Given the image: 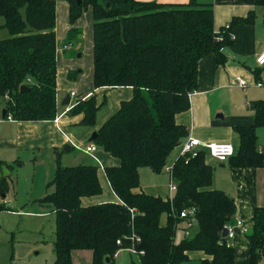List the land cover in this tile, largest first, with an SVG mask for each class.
<instances>
[{
    "label": "trees",
    "instance_id": "obj_1",
    "mask_svg": "<svg viewBox=\"0 0 264 264\" xmlns=\"http://www.w3.org/2000/svg\"><path fill=\"white\" fill-rule=\"evenodd\" d=\"M60 0H0V99L6 116L14 121H51L57 116L56 103V3ZM73 24L83 9L93 16V86L130 87L132 98L97 130L93 142L119 160L104 169L117 203L83 206L81 199L101 194L99 167L95 164L63 166L59 156L48 186L53 190L43 199L55 213V259L52 264H72L73 250L92 252V264H106L120 249L132 244L142 252L138 264H181L187 253L201 252L210 259L201 264H237L235 249L221 236L236 213V205L223 191L208 190L212 168L205 154L178 157L171 177L176 191L171 200L145 193L139 169L160 173L170 153L187 137L186 126L176 116L190 108V95L197 90L198 64L214 54L224 65L222 52L233 42L237 24H251L254 14L233 18L229 29L215 32L213 4L160 3L136 0H64ZM264 6V0H254ZM129 5V9L121 6ZM81 34L72 29L66 39ZM218 37L221 40H218ZM24 86V90L20 88ZM94 96L77 101L70 110L82 114L80 124L96 125L97 112L104 104ZM254 124L234 128L240 147L229 159L232 167H262L264 154L257 150L256 129L264 127V99L249 105ZM0 177V196L8 192ZM5 205L0 203V212ZM193 210L198 231L192 238L175 241L180 213ZM252 230L246 235L247 264L264 260V208H255ZM228 226V225H227ZM133 239V241H132ZM121 240V245L116 241Z\"/></svg>",
    "mask_w": 264,
    "mask_h": 264
},
{
    "label": "crops",
    "instance_id": "obj_2",
    "mask_svg": "<svg viewBox=\"0 0 264 264\" xmlns=\"http://www.w3.org/2000/svg\"><path fill=\"white\" fill-rule=\"evenodd\" d=\"M136 1H156L169 4L189 2V0ZM199 1H208L213 4L215 32H219L226 24H230L233 18H245L250 11L253 12L254 19L251 24L235 25L232 33L233 43L222 50L226 58L224 65L217 64L214 54H209L200 60L197 90L189 97L190 108L188 111L176 116V122L186 126L188 135L181 145L170 153L165 162L163 170L169 175L168 189L160 192L159 188L151 187L147 189L140 183L141 189L145 193L159 196L162 199L171 200L176 191V189L172 190V187L175 186L171 177L172 165L178 157L182 156V146L188 137L198 139L201 142L231 143L236 153L240 147V140L234 128L253 125L254 113L249 105L253 101L264 99V91L259 90L264 87V66L259 67L255 62L258 54L264 49V6H256L254 0ZM121 8L129 9V5L121 6ZM68 9L69 5L66 1H57L56 20L58 12L68 11ZM78 23L79 21L75 24L77 28L80 26ZM71 27L63 21L61 27L59 25L55 27L58 44L56 51L57 116L55 119L51 121H14L6 116L4 103L0 99V171L1 168L7 170L0 177L9 176L10 173L15 171L16 177L19 178L17 175L27 165L32 166L30 171L33 170L31 188L28 190L27 196L21 198V200H17L18 193L9 196V182L8 192L5 197H1L2 201L0 203L5 205V212L15 215L26 214L16 209L18 203L30 204L31 206L36 204L41 209L46 207L45 211L54 215V229L55 213L52 207L41 199L53 190V187L48 186V184L54 176L57 156H59L63 166L85 163L95 164L99 167L97 174L102 192L97 196L82 198L81 203L83 206L119 202L104 171L106 167L118 166L119 160L98 147L90 154L84 150L87 146L93 144L90 140L92 134L96 133L102 124L117 111L120 103L129 101L132 98L130 87L94 88L92 51H90L91 62L88 66L81 64L83 34L81 32L78 38L67 41L66 36ZM58 30H60L59 33ZM73 48L76 49V55ZM74 57L78 61L74 60ZM236 77L244 80L247 86L245 88L239 87L235 81ZM258 83H262V86L258 87ZM71 93H74V96L71 97ZM242 93H244L243 96ZM68 95L71 98V106L75 104V101L84 100L90 96H94L97 103L104 100L105 103L97 112L94 127L89 128L80 124L82 114L72 115L70 111L64 113L68 105H64L63 102ZM231 96H234L237 100L232 110L226 111L224 107L230 103ZM3 111L6 112L5 117L2 115ZM256 136L257 150L259 153L264 154V127L256 129ZM203 152L205 163L212 168V183L207 189L223 191L229 198L233 199L236 205V213L227 225L232 229L237 222H240L247 231L245 234H248L253 226L254 209L264 208V165L248 168L232 167L230 160L220 163L211 157L207 151ZM218 169L224 171L220 170V173H218ZM52 171L53 173H51ZM142 171V168L139 169V178ZM50 176L52 177L49 180ZM35 179L38 181L37 184H35ZM42 182L45 183V188L40 187ZM188 210L191 211L192 209ZM182 219L176 229V232L179 229L182 230L183 236L179 241L189 238L188 231L193 224L197 225V222L192 218ZM239 229L242 230L241 227ZM231 232L233 236L227 238V240L231 241L230 245L235 249V262L237 264H247L249 259L248 242L246 238L244 241L241 238L234 241L233 230ZM232 240L234 243H232ZM127 250L129 254H125L128 253ZM54 259L55 253H53V260L48 264H52ZM204 259H210V257L201 252H189L187 253V260L182 263L196 264L195 261H198L201 264L200 261ZM139 260V255L127 248L118 250L111 261L108 259L105 262L106 264H138ZM71 261L72 264H92V252L89 250H73Z\"/></svg>",
    "mask_w": 264,
    "mask_h": 264
},
{
    "label": "rangeland",
    "instance_id": "obj_3",
    "mask_svg": "<svg viewBox=\"0 0 264 264\" xmlns=\"http://www.w3.org/2000/svg\"><path fill=\"white\" fill-rule=\"evenodd\" d=\"M62 21L65 24L68 23L72 26L71 29L68 30V34L72 29L79 30L81 27L80 32L83 34V44L81 50L82 58L80 63L84 66H88L89 62H91L90 51H92L93 41V16L91 7L88 6L86 9H83L80 16L73 24H70L69 22V9L68 11H61V13L58 12L57 20L55 21V27L56 25L61 27ZM78 21V24L80 25L79 28L75 26ZM1 24H3L2 18H0V25ZM59 32L60 30H58V33ZM8 35L9 34L6 29L0 30L1 39L7 38ZM73 52L75 55L77 54L76 49L74 48ZM74 60L78 61L76 57H74ZM259 90L264 91V87ZM239 91L243 92L242 90ZM243 94L244 93H242V96ZM242 96L240 97L242 98ZM236 100L237 99L234 96H231L230 103L228 106L224 107L225 110L231 111ZM27 166L17 175L19 178L16 177L15 171L10 173L9 176H5L7 182H10L9 196H13L18 193L17 200L25 198L29 192L28 190L31 188V175L33 170L30 171L32 166ZM142 169L143 171L141 172L139 182L143 187H146L147 189L151 187L159 188L160 192L162 190L164 191L168 189L169 175L166 171L162 170L160 173H155L152 169L147 167ZM220 170L224 171L223 169H218L217 172L220 173ZM5 171L7 170L1 168L0 176L3 175ZM51 173H53V171ZM51 177L52 176H50L48 179L50 180ZM37 182L38 181L35 179V184H37ZM40 187L45 188V183H40ZM1 201L2 199L0 196V202ZM35 205L31 206L30 204L25 205L24 203H18L16 209L26 213L22 215H15L5 211L0 212V264H48L53 260L55 238L54 215L48 211H45L46 207L41 209L40 206ZM237 227L238 226L236 225L232 228L234 233V241H236L237 238H241V240L244 241L247 234L242 232V230ZM197 228V225H192L191 229L187 233L189 238H192L195 235L194 233L197 231ZM182 236V230H177L175 241H179ZM234 241L232 240V243H234ZM228 243L231 244L229 239ZM127 252L128 253L125 254H129L128 250ZM195 263L197 264L198 261H195ZM182 264L192 263L185 262Z\"/></svg>",
    "mask_w": 264,
    "mask_h": 264
},
{
    "label": "built area",
    "instance_id": "obj_4",
    "mask_svg": "<svg viewBox=\"0 0 264 264\" xmlns=\"http://www.w3.org/2000/svg\"><path fill=\"white\" fill-rule=\"evenodd\" d=\"M230 24H226V26L224 27L226 30L229 29ZM233 39V37H232ZM218 40H221L220 37H218ZM256 65L259 67L264 66V49L258 54V56L256 57ZM236 84L241 87V88H245L247 86V83L240 79L239 77L235 78ZM258 87L262 86V83H258L257 84ZM71 96H74V93H71ZM71 102L69 103V105L65 108V112H68L71 109ZM10 119V117H8ZM96 147L93 144H90L89 146H87L85 148V152L90 154L93 151H95ZM201 151H207L209 153V155L213 158H215L218 162L223 163L228 161L235 153L234 147L232 146L231 143H227V142H201L198 139L192 138V137H188V139L186 140V142L183 144L182 146V150H181V155L185 156V157H194L197 156L198 152ZM175 186L172 187V190H175ZM193 215V210L189 211V210H184L180 213V218H191ZM239 227L242 228L244 233H247L246 229L242 227L240 222H237V224ZM227 230H228V235L227 238H232L233 234L231 232V228L229 226H226ZM133 241V239H132ZM117 245H121V240H117L116 241ZM131 252L138 254L139 256L142 255V252H137L136 249L134 248L133 244L128 248ZM260 264H264V260H262L260 262Z\"/></svg>",
    "mask_w": 264,
    "mask_h": 264
},
{
    "label": "water",
    "instance_id": "obj_5",
    "mask_svg": "<svg viewBox=\"0 0 264 264\" xmlns=\"http://www.w3.org/2000/svg\"><path fill=\"white\" fill-rule=\"evenodd\" d=\"M78 1H79V0H78ZM24 89H25L24 86H22V87L20 88L21 91H23ZM70 99H71V98H70V96L68 95V96L65 98V101L63 102V104H64V105H69V103H70ZM5 114H6V112L3 111V114H2L3 117H5ZM95 135H96V133L94 132V133L92 134L91 138H90L91 141L94 140ZM65 150H66V148H65ZM227 235H228V230H227V228H224L223 231H222L221 236H222L223 238H226ZM106 261H108V259H106Z\"/></svg>",
    "mask_w": 264,
    "mask_h": 264
}]
</instances>
